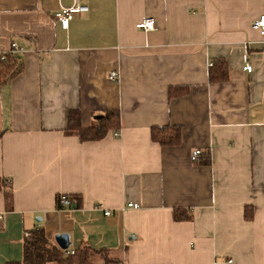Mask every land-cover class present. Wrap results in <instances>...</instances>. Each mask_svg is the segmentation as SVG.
Listing matches in <instances>:
<instances>
[{"label": "crops", "instance_id": "0c3cea01", "mask_svg": "<svg viewBox=\"0 0 264 264\" xmlns=\"http://www.w3.org/2000/svg\"><path fill=\"white\" fill-rule=\"evenodd\" d=\"M73 5L88 11L64 31L55 15ZM261 15L264 0H0V57L15 45L22 65L0 87V264H21L37 229L119 264H264ZM214 59L227 81H210ZM75 110L82 128L117 111L120 128L82 143L64 134ZM154 127H178L179 145L152 142Z\"/></svg>", "mask_w": 264, "mask_h": 264}, {"label": "trees", "instance_id": "16d2710c", "mask_svg": "<svg viewBox=\"0 0 264 264\" xmlns=\"http://www.w3.org/2000/svg\"><path fill=\"white\" fill-rule=\"evenodd\" d=\"M1 58V57H0ZM22 71V65L14 54L6 55L5 60H0V87L5 85ZM227 65L221 59L212 60L209 69V79L213 83L227 81ZM120 128V115L117 111H108L94 121L87 128L80 124L78 110L70 111L67 117V126L64 131L66 136L76 137L80 142H98L111 131ZM151 141L161 147H175L180 142V129L178 127H154L150 132ZM207 158L203 164L208 165ZM9 189L5 179L0 178V194ZM74 208H79L81 196H68ZM250 211L245 210V218L251 219ZM172 218L175 222L189 221L190 215L181 209L173 210ZM1 230V228H0ZM31 237L24 242L21 264H119L121 258L111 250H95L86 243L74 250L73 255H66L56 244L50 242L43 231L37 229L30 233Z\"/></svg>", "mask_w": 264, "mask_h": 264}, {"label": "built area", "instance_id": "2783aa9c", "mask_svg": "<svg viewBox=\"0 0 264 264\" xmlns=\"http://www.w3.org/2000/svg\"><path fill=\"white\" fill-rule=\"evenodd\" d=\"M87 11H88L87 7H83L80 5H73L72 7H69V8H62L56 13L55 20L57 21V23L59 24V27L62 30L67 31L70 22L74 19V16L77 14L86 13ZM135 28L145 33L151 32L154 30V21L150 18H143L138 23H136ZM251 28L258 32L260 38L264 42V15H261L256 20H254L251 24ZM17 52H18V49L16 48V46L12 45L9 53L13 54ZM4 60H5V56H2L1 61H4ZM210 66H211V63H210ZM251 69L252 67L250 65H246L243 70L245 72L250 73ZM118 79H119V75L117 72L112 71L108 74V80L110 82H117ZM113 135L117 136L115 133ZM199 155H200V151L197 150L193 152L191 155V160L195 161ZM57 204L60 209H70L73 206L71 200L66 195H60L57 199ZM126 208L136 210L139 207L136 204H127ZM104 215L110 216L111 213L107 211V212H104ZM1 219L2 218L0 217V221ZM23 237H24V241H27L31 237V235L30 233H25ZM64 252L66 255H73L74 250H71L70 248H68ZM228 263L230 264L231 261H229Z\"/></svg>", "mask_w": 264, "mask_h": 264}, {"label": "water", "instance_id": "95a60500", "mask_svg": "<svg viewBox=\"0 0 264 264\" xmlns=\"http://www.w3.org/2000/svg\"><path fill=\"white\" fill-rule=\"evenodd\" d=\"M54 241L56 246L62 251L67 250L70 246L69 237L65 234L55 236Z\"/></svg>", "mask_w": 264, "mask_h": 264}]
</instances>
